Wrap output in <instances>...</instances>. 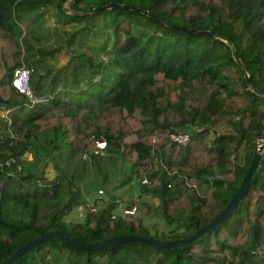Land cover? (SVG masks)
<instances>
[{"label": "trees", "instance_id": "16d2710c", "mask_svg": "<svg viewBox=\"0 0 264 264\" xmlns=\"http://www.w3.org/2000/svg\"><path fill=\"white\" fill-rule=\"evenodd\" d=\"M69 1L0 0V99L8 101L0 106L12 109L9 125L0 113V264L50 229L84 243L115 235L186 238L223 211L242 183L257 139L264 141V0H74L67 13ZM110 2L133 8L90 12ZM47 16L61 30L47 33V40L69 51L57 67L48 60L50 49L34 46ZM73 27L70 38L61 40ZM201 30L211 33L195 32ZM214 34L232 42L259 94ZM104 37L111 42L99 47L98 58L76 49L98 47ZM22 64L45 101L27 103L12 87L13 71ZM219 125L227 131L218 133ZM180 132L189 136L186 145L171 138ZM98 137L106 141L103 153L95 148ZM59 148L62 160L55 154ZM104 154L131 169L124 180L129 192L157 201L164 227L155 229L158 236L141 215L111 217L118 207L115 185L107 189L108 180L95 183L85 170ZM9 157L14 162L1 165ZM57 160L79 167L86 180L70 181L65 171L46 176ZM119 169L116 164V177ZM63 187L67 205L40 211V203L55 200ZM92 188L106 195L98 211L67 225L63 214L83 206ZM10 264H264V157L233 213L185 245L123 241L86 250L53 239Z\"/></svg>", "mask_w": 264, "mask_h": 264}, {"label": "rangeland", "instance_id": "374dc122", "mask_svg": "<svg viewBox=\"0 0 264 264\" xmlns=\"http://www.w3.org/2000/svg\"><path fill=\"white\" fill-rule=\"evenodd\" d=\"M101 1V0H100ZM68 19H72V17L70 15H67ZM88 19V18H86ZM145 21V20H143ZM37 22V20H36ZM46 23L49 25H46V27L38 25L37 28L40 27L39 29V36H42V40L40 43H34V46L37 47H41V45L45 48V49H50L51 50V55L52 57L48 58V60L55 66H61L63 65L69 55L65 54L66 51H68V49L63 50L64 43H60V45L62 46L61 49H58L56 47L57 43H55V41L52 40H47V33H55V32H59L61 31L58 27H54L52 25L56 24V21L54 20V18L52 16H47L46 17ZM153 23V21L150 18H146V24H150ZM69 31H65L63 32L60 36H61V40L65 39V38H70V32L75 30V28H71L68 29ZM82 35L81 32L76 33V37L79 38ZM111 42V40L109 39V43ZM99 46L97 47L99 49V47L106 46L108 47V42H106L105 37L103 39L100 40L99 42ZM67 44V42H66ZM96 47L90 48L87 44H83L80 45V47L76 46V49H81L84 50L88 53L91 54H96V56L100 55L98 49ZM57 49V50H56ZM96 49V52H95ZM69 52V51H68ZM4 106H0V113L2 114V110L4 109ZM4 111V110H3ZM216 131L218 133H224L227 131V128L225 126L219 125L216 128ZM257 143L262 144L263 142L260 141V138L257 139ZM55 146V145H54ZM64 148H60L59 149H55L56 151H59L57 153H55L57 155V158L59 160H62V158H64L63 156L65 155L63 152ZM63 153V154H60ZM31 156L29 154L24 156V159L26 161H30L31 160ZM58 162H52V164H50L48 166V168L46 169V173L45 175L48 176L49 178L54 177L56 174L65 171L66 173H68L67 178L71 181L74 177L77 180V183L80 182V179L86 180V175H84V173L81 172V170H79V167L76 168H70L69 164L66 165V163L59 161ZM117 164V167L122 169V165L124 166V162H119L116 161L115 157H111L108 156L107 154H104V156L102 158H100L99 160H97L96 163H87L86 164V168L85 170H87V172L89 173L90 176L94 177L93 181L95 183L99 182L100 179L104 178L107 181V185L106 188L109 189V187H111L112 185H115V188L111 189V193L112 195H114L115 197H117L116 200H123L126 202H137L138 203V215L142 216L143 222L146 226H149L150 228H153L152 231H150V234H153L155 236H158V233H156L155 229H159V228H164L163 227V220L162 218L159 217V215L155 212V206L157 201L156 200H152L151 198H146V197H138L137 194L135 192H129L127 189V183L124 182V180H126L128 175H131V169L124 167V170L122 171L121 169H119L117 171L118 177H116L115 174V165ZM82 166V165H79ZM70 168V169H69ZM70 171H72L70 173ZM124 172V176H122L121 174H123ZM79 174L78 176L76 174ZM121 176V177H120ZM66 183V181H64ZM112 183V184H109ZM91 187H93V185L90 183ZM65 187L61 188L60 190V194L59 196L52 201H43L40 203L39 205V209L40 211H45V212H49L52 211L53 209H57V208H62L63 206L67 205V192H65L64 190ZM127 189V190H126ZM67 191V190H66ZM90 197L87 195V193H85V197L86 201L88 200H92L93 195H95L94 193V188H92L90 190ZM104 196L105 192H104ZM140 198V199H139ZM81 207V206H80ZM79 207L73 206L71 207V209H69L66 213L63 214V220L67 223V225L69 223H73L76 224L78 221H80L79 216ZM114 212H118V207ZM79 223V222H78Z\"/></svg>", "mask_w": 264, "mask_h": 264}, {"label": "water", "instance_id": "95a60500", "mask_svg": "<svg viewBox=\"0 0 264 264\" xmlns=\"http://www.w3.org/2000/svg\"><path fill=\"white\" fill-rule=\"evenodd\" d=\"M73 2H74V0H70L67 4L64 5L63 9L67 13L73 12V10H72ZM114 7L133 8L132 6H129L126 4L121 5V4H118L116 2H110V3L105 4L103 6L95 7L90 12H97L99 10L114 8ZM138 10L149 15V13L147 11H144L142 9H138ZM180 28L188 29L185 27H180ZM189 30H191V29H189ZM195 32L207 33V34L211 33L209 30H201V31H195ZM213 36L222 40L224 43H226L227 46H229L234 61L240 66V68L243 72V77H244V79L248 85V88L251 91L259 94V92L249 84V81H248L249 75H248L247 71L244 69V67L241 63V60L238 57L237 51H236L234 45L232 44V42L228 38L221 36V35L214 34ZM7 102H8L7 100L0 99V103H2V104H6ZM263 157H264V142L262 144H260L259 146H257V148L255 149L252 160H251V162H250V164H249V166L245 172V175L243 177V180H242L240 187L238 188V190L233 195H231L229 197L223 211L218 216H216L208 225H206L205 227H203L199 230H196L192 235H190L186 238L179 239V240H171V241H160V240L152 239V238L145 237V236L115 235V236H112V237L107 238L105 240L97 241L95 243H84V242L78 241L77 239H75L71 236L66 235L60 229H50V230H46L40 237L33 239V240L27 242L26 244L22 245L21 247H19L17 250H15L13 255L10 256L9 258H7L2 264H10L14 260H16L20 255H22L24 252L28 251L32 247L38 245L39 243H41L43 241H48V240H53V239H57V240H60V241L66 243L68 245L79 247V248L86 249V250L97 249V248H101V247L106 246V245H113L115 243L123 242V241H137V242H142V243H149V244H152L154 246L161 247V248H170V247H178L180 245H185V244L193 241L194 239H196L197 237H199L203 233L210 232V231L214 230L224 219L228 218L233 213L240 197L242 196V194L247 189V186H248V184L252 178L253 172L255 171L256 167L258 166L260 160Z\"/></svg>", "mask_w": 264, "mask_h": 264}, {"label": "built area", "instance_id": "2783aa9c", "mask_svg": "<svg viewBox=\"0 0 264 264\" xmlns=\"http://www.w3.org/2000/svg\"><path fill=\"white\" fill-rule=\"evenodd\" d=\"M11 85L15 89V91L21 95H23L27 103L30 104H37L45 101V97L38 96L35 94L33 89L30 86V69L27 68L24 64H22L20 67L14 69L11 79ZM4 110V111H3ZM2 110L1 116L3 117L4 121L7 122V124H10V114L12 109L10 108H4ZM172 140L180 145H186V143L189 140V136L187 133H178L173 134L171 136ZM261 142H264L260 139ZM260 143H258L257 146H259ZM106 146V141L103 137H98L95 139V148L99 150V152L103 153V150ZM257 148V147H256ZM83 157H86V154H83ZM14 162V158L9 157L6 158L1 162V165L10 166L11 163ZM143 183L148 182L146 178L142 180ZM104 190L102 188H99L94 196V199L88 200L85 202V204L82 206L81 210L79 211V218L83 217L85 213L88 214H95L98 209L99 205L103 203L104 201ZM118 205V212H115L112 214V218H124L125 216H134L138 212V203L133 201L130 202V204L123 203L121 200H116Z\"/></svg>", "mask_w": 264, "mask_h": 264}, {"label": "crops", "instance_id": "0c3cea01", "mask_svg": "<svg viewBox=\"0 0 264 264\" xmlns=\"http://www.w3.org/2000/svg\"><path fill=\"white\" fill-rule=\"evenodd\" d=\"M92 48H93V47H92ZM96 48H97V47H96ZM97 49H98V48H97ZM95 52H96V49H95ZM94 54H95V53H94ZM96 57L98 58V56H96ZM89 195H90V194H89ZM89 195H88V196H89ZM83 196H84L83 199L85 200L87 197H85V195H83ZM89 197H90V196H89ZM93 197H94V195H93ZM93 197H92V198H93ZM77 207L82 208V206H81V207H80V206H77ZM79 208H78V210H79Z\"/></svg>", "mask_w": 264, "mask_h": 264}]
</instances>
